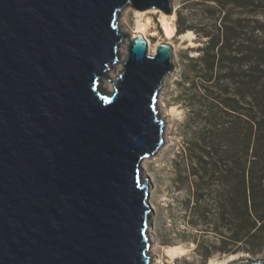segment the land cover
<instances>
[{"label":"water","instance_id":"obj_1","mask_svg":"<svg viewBox=\"0 0 264 264\" xmlns=\"http://www.w3.org/2000/svg\"><path fill=\"white\" fill-rule=\"evenodd\" d=\"M172 1L0 0V264L151 263L142 162L164 145L172 46L129 38L113 91L100 80L122 11Z\"/></svg>","mask_w":264,"mask_h":264},{"label":"rangeland","instance_id":"obj_2","mask_svg":"<svg viewBox=\"0 0 264 264\" xmlns=\"http://www.w3.org/2000/svg\"><path fill=\"white\" fill-rule=\"evenodd\" d=\"M172 4L170 15L157 9V12H149L151 10L127 8L120 20L121 29L127 36L125 43L137 35L136 20L140 19L148 23V29L141 35L147 41L149 54H154L164 43L173 49L174 67L163 81L158 103L161 117L167 115L164 145L147 163H142L143 177H148L151 184L150 264H211V259L222 261L228 255L237 257L226 264L264 261V224L255 240L244 242V228L239 229L241 224L234 215L233 203H220L222 183L214 179L208 184V180L193 175L196 167L191 149L208 129L203 112L204 106L210 103L202 88L205 85L202 77L206 73L197 61L208 52L205 49L210 38L221 34V27H231L233 35L238 37L240 32L243 33L241 27L250 32L252 19L258 17L264 21V16L255 8H241L232 2L227 4L225 0H173ZM160 13L173 27V36H166ZM207 34L210 37H206ZM122 47L119 49L120 63L104 74L110 82L103 77L100 80V88L105 92L113 91V81L122 71L121 63L127 55V50ZM227 57L226 54L219 58ZM220 65L222 69L218 66L213 72L218 77H225L228 64L222 61ZM223 84L229 92L237 88L228 82ZM212 112L216 114L217 109ZM162 247H182L186 252L181 257L169 258Z\"/></svg>","mask_w":264,"mask_h":264},{"label":"trees","instance_id":"obj_3","mask_svg":"<svg viewBox=\"0 0 264 264\" xmlns=\"http://www.w3.org/2000/svg\"><path fill=\"white\" fill-rule=\"evenodd\" d=\"M225 1L255 8L264 16V0ZM251 22L250 32L243 26L238 37L231 27H221V34L210 38L205 49L209 53L197 61L206 73L202 88L210 103L203 112L208 129L191 148L193 175L208 184L214 179L222 183L220 203H233L244 242L255 240L264 224V21L257 17ZM226 54L224 60L219 58ZM222 61L228 73L218 77L213 71L222 69ZM224 82L237 88L230 93Z\"/></svg>","mask_w":264,"mask_h":264},{"label":"bare ground","instance_id":"obj_4","mask_svg":"<svg viewBox=\"0 0 264 264\" xmlns=\"http://www.w3.org/2000/svg\"><path fill=\"white\" fill-rule=\"evenodd\" d=\"M128 8H131V7H128ZM127 9V8H126ZM133 9V8H132ZM125 10V9H124ZM123 10V11H124ZM122 11V12H123ZM137 11V10H136ZM149 12H157L155 10H151ZM161 16V20H162V23H163V28H164V32L166 34V36L168 37H171L173 36V33H174V29L173 27H171L168 23H167V17L160 13ZM171 18H173V16H171ZM121 19V18H120ZM137 29V35H135L134 37H137V36H142L141 33L146 31L148 29V23H144L142 22L140 19H137L136 20V28ZM143 37V36H142ZM123 47L122 49H124L125 51L127 50V44L125 42H123ZM126 54V53H125ZM120 63V62H119ZM117 65V64H116ZM163 112V110H162ZM160 116H161V113H160ZM164 117V118H163ZM166 117L167 115H163L162 118L164 119V121L166 120ZM165 125V124H164ZM149 158L145 159L142 163H147L149 160ZM163 248V247H162ZM168 256L169 258H176V257H181L186 251L184 248L182 247H168V248H163L162 249ZM226 256V255H225ZM235 257H237V255H228L226 256V258H224L222 261H217V258L216 259H211V264H226L228 261H231L233 260Z\"/></svg>","mask_w":264,"mask_h":264}]
</instances>
